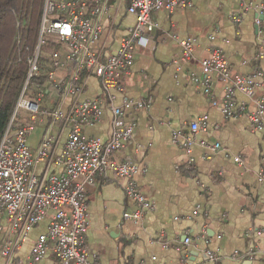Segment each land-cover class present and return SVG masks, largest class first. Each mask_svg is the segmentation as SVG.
I'll use <instances>...</instances> for the list:
<instances>
[{
  "label": "crops",
  "instance_id": "crops-1",
  "mask_svg": "<svg viewBox=\"0 0 264 264\" xmlns=\"http://www.w3.org/2000/svg\"><path fill=\"white\" fill-rule=\"evenodd\" d=\"M127 4L128 0H110L106 12L94 17L101 31L91 48L101 53V60L119 48L134 23ZM256 7L252 0H194L190 7L150 12L156 28L148 35L146 47L134 49L130 73L122 79L123 90L114 94L117 105L125 98L152 95L153 100L147 108L126 111L125 118L133 119L135 127L113 158L138 165L134 179L153 207L140 219H125V212L137 208L124 192L125 180L110 170L96 175L85 200L84 245L89 264H210L206 251L217 254V264H264V180L260 179L264 173V122L261 128L252 129L247 119L255 108V98L263 96L264 90L254 89L252 95L236 91L234 101L245 109L226 117L221 101L228 82L213 74L205 93L194 81L202 76L199 61L209 58L213 48L221 49L234 73L264 72V14L258 31L253 22ZM185 38L194 41V59L174 62L179 42ZM55 45L44 55L46 68L51 53L65 49ZM72 71L73 65L64 62L52 73L58 80ZM82 79L79 100L104 96L96 77L82 72ZM45 98L42 108L47 110L65 111L71 102L56 91ZM194 121L199 127L193 132L190 124ZM68 129L58 123L49 127L43 119L28 135L27 144L35 150L48 132L57 153ZM110 130L107 106L98 121L81 124L83 133L101 140L109 137ZM187 136L193 140L188 150L183 145ZM215 143L218 148H213ZM235 156L240 163L233 160ZM31 170L39 175L43 164L36 163ZM50 171L58 174L61 168L53 166ZM47 225L48 218L35 225L11 256L0 254V264H29L30 248ZM160 235L169 246L159 242ZM184 235L191 239L188 245L173 243L175 237ZM16 238L17 233L3 219L0 249ZM247 252L252 256L244 255ZM36 264H57V258L48 251Z\"/></svg>",
  "mask_w": 264,
  "mask_h": 264
},
{
  "label": "built area",
  "instance_id": "built-area-1",
  "mask_svg": "<svg viewBox=\"0 0 264 264\" xmlns=\"http://www.w3.org/2000/svg\"><path fill=\"white\" fill-rule=\"evenodd\" d=\"M109 1L44 0L39 26V45L37 44L33 56L28 60L26 82L0 139V230L4 219L9 223L11 230L17 233L15 240L3 243L0 254L4 257L11 256L14 250L20 247V241L25 235L39 222L48 218L46 231L36 237L30 248L29 264L39 262L48 251L54 253L57 264H89L84 245L87 230L86 192L94 184L96 175L108 170L125 180L124 192L137 206L133 213L123 214L125 219H140L146 210L153 207L134 179V175L140 170L138 165L129 159L116 161L113 158V154L131 138L135 127L133 119L125 118L126 111L149 107L153 97L148 95L139 99L125 98L121 105H117L114 93L123 90L122 79L130 73L134 49L146 47L148 35L156 28L150 12L159 9L171 12L177 7H190L194 0H128L126 11L133 15L134 23L128 27L127 35L121 40L119 48L101 60V53L91 48L101 31L94 17L106 12ZM252 1L257 2L253 22L258 30L264 14V0ZM44 34L53 37L55 43L65 48L64 51L51 53L47 68L44 63L41 64L43 67H40L38 62L39 48L45 43ZM193 45L192 38L180 40L174 62L193 60ZM64 62L71 63L73 71L64 79L57 80L52 71ZM199 65L202 76L194 77V81L203 86L205 93L209 91L213 74L219 80L228 82L221 101V110L226 117H233L245 109L242 103L237 104L234 101L236 91L252 95L254 89L264 90L262 70L256 69L247 75L232 72L219 48H213L210 57L200 60ZM82 72L97 78L104 96L78 99L84 87ZM41 76L44 77L43 83L33 82V78ZM46 82L49 85H46ZM28 83V88L36 91L38 100L53 91L61 98H71L69 108L65 111L57 108L47 110L39 108L37 102L24 99ZM254 101L255 108L247 115V119L252 129H259L264 122V95ZM104 106L111 112L109 137L101 140L83 133L81 124L89 125L98 121ZM19 108L25 110L26 117L15 118L19 124L13 125V118ZM205 118L202 117L200 121L203 123ZM43 119L49 127L54 123L69 127L66 140L57 153L53 151V138L48 132L35 150H31L27 144L28 135ZM198 127L197 121L190 124L193 132L197 131ZM176 137H173L174 141ZM192 143L190 136L183 141L187 150ZM218 147V143L213 145V148ZM262 159L264 160V153ZM233 160L241 162L239 156H235ZM39 162L43 164V170L41 174L35 175L31 169ZM53 166H59L61 171L58 174L51 173ZM141 171L144 172L143 169ZM260 179L264 180L263 172ZM190 241L187 235L173 239L175 245H188ZM159 242L164 247L169 246V241L164 235L159 236ZM205 255L207 262L217 264V254L206 251ZM244 255L252 256V253L247 252ZM262 255L264 256V251Z\"/></svg>",
  "mask_w": 264,
  "mask_h": 264
},
{
  "label": "trees",
  "instance_id": "trees-1",
  "mask_svg": "<svg viewBox=\"0 0 264 264\" xmlns=\"http://www.w3.org/2000/svg\"><path fill=\"white\" fill-rule=\"evenodd\" d=\"M43 3L44 0H0V139L27 79L28 60L38 43ZM38 60L43 67L40 56ZM43 79L41 76L32 80L41 84Z\"/></svg>",
  "mask_w": 264,
  "mask_h": 264
},
{
  "label": "rangeland",
  "instance_id": "rangeland-1",
  "mask_svg": "<svg viewBox=\"0 0 264 264\" xmlns=\"http://www.w3.org/2000/svg\"><path fill=\"white\" fill-rule=\"evenodd\" d=\"M43 39L45 40V43L41 45V47L39 48V53H40V57L42 59L41 63H45L46 60H44V55H47V53L50 51H52L54 48H55V39L53 37H50L49 35L47 34H44L43 35ZM38 44V43H37ZM29 86V83L27 85V89H26V92H25V95H24V99H30L34 102H37L38 105H39V108H42L43 104L46 102V96H43L42 98H40L39 100L37 99V95H36V91L33 90V89H29L28 88ZM23 90V89H22ZM16 116L13 118V125L14 124H19V122L16 120L18 119L19 117H22V118H25L26 117V112L24 109L22 108H19L16 112ZM16 118V119H15ZM12 125V126H13Z\"/></svg>",
  "mask_w": 264,
  "mask_h": 264
},
{
  "label": "water",
  "instance_id": "water-1",
  "mask_svg": "<svg viewBox=\"0 0 264 264\" xmlns=\"http://www.w3.org/2000/svg\"><path fill=\"white\" fill-rule=\"evenodd\" d=\"M39 45V44H38Z\"/></svg>",
  "mask_w": 264,
  "mask_h": 264
}]
</instances>
